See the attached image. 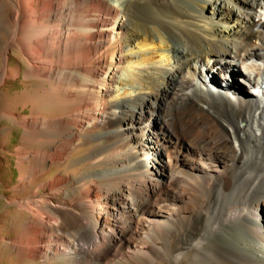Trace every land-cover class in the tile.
Wrapping results in <instances>:
<instances>
[{"label": "bare ground", "instance_id": "bare-ground-1", "mask_svg": "<svg viewBox=\"0 0 264 264\" xmlns=\"http://www.w3.org/2000/svg\"><path fill=\"white\" fill-rule=\"evenodd\" d=\"M0 30V264H264V0H0Z\"/></svg>", "mask_w": 264, "mask_h": 264}, {"label": "rangeland", "instance_id": "rangeland-1", "mask_svg": "<svg viewBox=\"0 0 264 264\" xmlns=\"http://www.w3.org/2000/svg\"><path fill=\"white\" fill-rule=\"evenodd\" d=\"M0 39H1V41H0V43H1L2 42L1 30H0ZM17 58L19 59L20 57L17 56ZM239 81H240V79L237 75L232 78V83L236 87L243 88V86L239 83ZM25 90H27V89H26V87H24L21 84L20 80L14 81L13 83L8 85V87H6L1 92V101L7 102L11 98V99H13V101L19 103L23 99V94H24ZM205 90L209 94L225 95V96L232 97L233 99L237 98V101L238 100L244 101L243 95L234 93L233 91H224V90L218 88L217 86H214V88L207 87ZM234 97H236V98H234ZM7 125L8 124L6 122H3V126H7ZM6 135L8 136V138L10 139V142H11L10 143L11 145L9 144L10 150H13L15 148V146L19 143V141L23 135V132L21 129H18V128L5 129L4 130V136H6ZM96 145L97 144H95L94 146H96ZM88 154H89L88 150H86V151H84L83 149L78 150V152H76V154H75L73 161L68 164L67 172L70 173L71 171L75 170L78 167V165L85 163V159H87ZM9 156L12 157L13 155H11L9 153ZM10 162L12 163L11 168H9V169L6 168L3 172V175L0 177V191L6 190L5 188H6L7 184L10 186H14L18 182L19 173L15 167L16 159H14V157H12ZM58 172H59L58 170L52 171L46 177V181L47 180L48 181L54 180L56 177V174ZM3 208H4V200L1 198L0 199V216L5 211V209H3ZM1 237H2V234L0 235V240H1ZM39 248H42V245H38L37 249H39Z\"/></svg>", "mask_w": 264, "mask_h": 264}]
</instances>
